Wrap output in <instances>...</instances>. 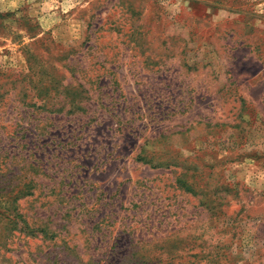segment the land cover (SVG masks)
<instances>
[{
  "label": "rangeland",
  "instance_id": "obj_1",
  "mask_svg": "<svg viewBox=\"0 0 264 264\" xmlns=\"http://www.w3.org/2000/svg\"><path fill=\"white\" fill-rule=\"evenodd\" d=\"M0 264H264V0H0Z\"/></svg>",
  "mask_w": 264,
  "mask_h": 264
},
{
  "label": "trees",
  "instance_id": "obj_2",
  "mask_svg": "<svg viewBox=\"0 0 264 264\" xmlns=\"http://www.w3.org/2000/svg\"><path fill=\"white\" fill-rule=\"evenodd\" d=\"M138 159H140V160H142V161H144V162H149V159H147L146 157H143V156H138ZM163 162L162 161H160V162H158V165H161ZM187 188L188 189H191V186H187Z\"/></svg>",
  "mask_w": 264,
  "mask_h": 264
}]
</instances>
